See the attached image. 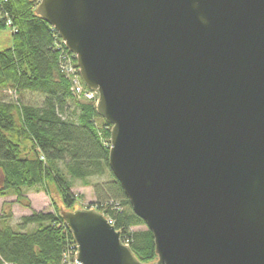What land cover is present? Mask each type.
<instances>
[{"label": "water", "instance_id": "water-1", "mask_svg": "<svg viewBox=\"0 0 264 264\" xmlns=\"http://www.w3.org/2000/svg\"><path fill=\"white\" fill-rule=\"evenodd\" d=\"M74 55L108 165L152 233L141 263L94 209L79 264H264V0H41Z\"/></svg>", "mask_w": 264, "mask_h": 264}, {"label": "trees", "instance_id": "trees-1", "mask_svg": "<svg viewBox=\"0 0 264 264\" xmlns=\"http://www.w3.org/2000/svg\"><path fill=\"white\" fill-rule=\"evenodd\" d=\"M36 7L35 0H8L7 17L0 16V30L8 19L16 30L11 47L0 51V95L12 92L10 100L0 97V198L13 196L30 209L26 191L43 192L51 211L31 210L13 228L12 214L5 212L11 203L4 202L0 264H62L64 252L75 246L60 216L61 209L76 210L78 196L69 179L92 187L94 201L87 207L112 220L139 262H153V235L147 228L136 229L145 223L133 213L108 165L111 127L97 115L93 102L72 96L59 61L62 53L74 57L35 13ZM33 94L41 96L40 105L23 101ZM106 172L108 180L90 183L91 177Z\"/></svg>", "mask_w": 264, "mask_h": 264}, {"label": "rangeland", "instance_id": "rangeland-1", "mask_svg": "<svg viewBox=\"0 0 264 264\" xmlns=\"http://www.w3.org/2000/svg\"><path fill=\"white\" fill-rule=\"evenodd\" d=\"M12 45V30L9 26H6L5 29L0 30V51L10 48ZM5 97V100L12 99V92L7 91L1 93L0 97ZM41 96L37 94L27 95L23 100L26 103H30L34 106H38L41 104ZM86 102V101H85ZM95 105V103H94ZM109 179L108 172L103 176H94L89 179L91 184L99 183ZM72 185V192L78 196L76 200L75 208L76 210L79 208L86 207L90 205L94 201V192L92 187H85L78 179H69ZM26 197L28 198L30 209L25 208V203H16L14 202L15 197L8 196L5 198H0V217L5 214L3 213V204L4 202L11 203L10 207L5 208V212H11L12 218L9 220V223L13 228H16V225L20 221L21 216L30 214L31 210L35 211H51V205L48 197L43 192H37L35 190H27ZM56 200H58L56 198ZM63 210V209H61ZM146 226H138L136 229L143 230Z\"/></svg>", "mask_w": 264, "mask_h": 264}, {"label": "built area", "instance_id": "built-area-1", "mask_svg": "<svg viewBox=\"0 0 264 264\" xmlns=\"http://www.w3.org/2000/svg\"><path fill=\"white\" fill-rule=\"evenodd\" d=\"M35 1L38 4L41 0H35ZM7 2L8 0H0V16L1 17H7V14L4 10V6L5 4H7ZM6 25L9 26L13 32H16V30L12 27L11 21L9 19L6 21ZM62 44L64 45L63 42ZM73 60L74 59L66 52V53L61 54L60 61H59V67H60L61 73L65 75V77L68 79L70 83L69 90L72 96L79 101L81 100L91 101L93 103H96L97 98H98L97 92L90 90L83 85L80 75H79L78 67L76 66V62L74 63ZM112 204L113 203H111V205ZM113 208H115V206ZM118 208H120L121 210L120 206H118L117 209ZM105 218H106L107 223L113 226L112 220H110L107 217ZM122 243L128 246L127 242L122 241ZM76 254H77L76 245L75 246L73 245L67 248V250L64 252L63 257H62V264H79L77 262Z\"/></svg>", "mask_w": 264, "mask_h": 264}]
</instances>
